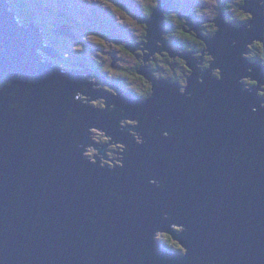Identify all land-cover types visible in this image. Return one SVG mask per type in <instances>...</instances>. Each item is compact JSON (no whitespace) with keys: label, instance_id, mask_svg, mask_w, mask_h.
<instances>
[{"label":"water","instance_id":"95a60500","mask_svg":"<svg viewBox=\"0 0 264 264\" xmlns=\"http://www.w3.org/2000/svg\"><path fill=\"white\" fill-rule=\"evenodd\" d=\"M260 1L244 4L255 16L250 28L224 23L221 14L213 38L200 35L215 61L199 83L195 52L171 50L161 37L168 32L163 12L176 4L161 0L143 18L149 42L125 47L148 49L144 63L156 51L178 54L193 73L182 95L178 82L156 80L144 65L138 72L154 92L131 101L83 64V71L67 73L43 62L39 48L60 57L37 40L34 24L22 27L0 0V264H264V99L258 93L264 66L242 55L254 39L264 42ZM187 24L197 32L201 23ZM213 68L221 80L211 78ZM83 73L102 79L117 96L93 89ZM248 76L258 82L253 91L238 81ZM203 84L201 105L195 99ZM77 92L91 96L88 101L105 98L106 109L79 103ZM127 118L139 123L125 127ZM166 121L176 123L175 138ZM91 128L121 142L115 168L98 164V155L95 163L82 155L85 143L105 154V143L91 140ZM130 129L141 132L143 143ZM172 224L186 230L176 234ZM158 230L175 236L186 255L159 248Z\"/></svg>","mask_w":264,"mask_h":264},{"label":"rangeland","instance_id":"374dc122","mask_svg":"<svg viewBox=\"0 0 264 264\" xmlns=\"http://www.w3.org/2000/svg\"><path fill=\"white\" fill-rule=\"evenodd\" d=\"M22 1L28 4L29 7L32 8L31 9L32 12L36 13L37 16L41 18H45V22L47 23V25L44 26L47 32H45V34L43 35L45 38V43L52 46L59 53V55L61 53V56H59L60 58H58L54 56H49L48 54H45L44 52H42V55L45 57H48L46 59L51 64H55L56 62L59 67L67 70V69L76 67L73 64L76 61L79 62L76 59V57L79 59L80 56L85 55L89 57V59L91 58L92 61L99 58L103 60L102 62L105 67L110 66V71L114 73V75H111V78L112 79L115 78L117 82L120 80H126L123 77L118 76V74H120L121 72H126L124 71L125 68L131 72L129 81L127 79V82L128 83L130 82V85H128V88L131 91H134L137 94L138 98L141 97L143 99H147L152 96V93L154 91L153 89H152V93L147 96H145L143 91L147 92L149 89V85L153 84V82L149 81L147 76L144 77L142 74H140L138 70L141 69L140 67H143L144 65H146L147 67L145 69L151 70V76H153L155 79L160 78L159 76L157 77L154 75V72L149 64V62L153 60L155 52L149 56V59L146 60L145 63L143 61L142 65L140 67H137L136 56L140 58V55L138 54L139 49L133 50L135 54L132 51H130V49H128L127 47L126 48L128 49V51L127 52L123 51L121 47H118L119 44L117 43V38H115V40H112L111 38H109L108 33L112 35V32L115 30L117 34H122V32L125 30L130 36L128 39H126L127 42L121 41L125 45H131V43L138 44L141 42L143 43L149 42V40H145V41L142 40V36L144 33H143V26H140V25H142L141 22L144 21L143 18H140V19L135 18V21H134V19H131V17H125L122 13H119L120 10H118L119 9L118 6L122 3H127L130 5L131 8L139 12L144 17V7L146 5L152 4L155 0H107V2H105V0H22ZM171 1L175 2V0H171ZM188 1L189 3H191V6H195L198 3V0H188ZM203 1L205 4H208V3L210 4V7L208 8L210 9V11L201 12V9H204V8H201L199 9V15L200 16H210L211 19H213L214 17L213 0H203ZM239 1L240 0H236L237 3ZM261 3L263 4V2ZM16 4L23 5L20 2H17ZM14 5H15L14 3L10 5V8L12 10H14ZM155 9H158V8H155ZM171 10L172 9L170 8V9H167V11L163 12L162 20L164 18V21L166 23L167 21L165 20V15L167 12H170ZM22 12H26L25 9H22L21 12L17 10L18 14L15 12L17 14L18 22H25V23L30 24L31 22L25 21V17H24L25 15ZM68 13L70 14L71 18L74 17V18H77L78 20L70 19ZM237 13L238 11H236L234 7H231L228 11L229 15L237 14ZM31 16L32 15H29L30 21L34 22ZM150 17L151 16L145 17V18L149 19ZM173 18H174L173 14H171L170 19H173ZM121 19L123 20V22H125L123 23L124 26L122 28H120ZM232 21H234V18L232 19ZM61 27L62 28L65 27V29L72 31L70 39H74V37L76 38L78 35V40L74 39L70 41L66 39L63 35L59 34L58 30L61 29ZM73 33L75 35H73ZM90 34H95L96 36L100 37L103 43H101L100 41H93L91 39H88L87 37H89ZM169 34L172 35V31ZM45 35H47L48 37H46ZM163 35L165 34L163 33ZM55 38H57L56 42L54 40ZM122 38L125 39V37H122ZM165 43H168V39L165 40ZM77 44H81L83 45V47L81 49H77L76 47H74V45H77ZM234 44H236V41H234ZM156 45H159L161 47L163 46L161 41H157ZM139 47L145 48V45L140 44ZM63 50H65V52H63ZM144 51L145 53L149 54L148 49H144ZM38 52H40V48L38 49ZM160 52H164V51H160ZM64 53L67 57L64 56ZM69 53H71L72 55H69ZM201 55H202L201 52H197L195 56H197L199 60L201 61L199 66L204 67V65L202 64V60L199 57ZM242 55L246 57L247 60L249 59L253 63L256 62L254 61V59H251V58L257 57L255 54L242 53ZM144 56L145 55H143V58H145ZM115 58H118L117 62H115L116 61ZM41 60H44V57L41 58ZM213 60H215V57ZM258 61H259V58H258ZM114 62L117 68L112 69L111 64ZM92 67H95V66L92 65ZM107 70L108 69L105 68V71ZM189 70H191V73H189V77L191 78L193 70L192 68H189ZM215 70H218V68H215ZM249 71H252V69L249 68ZM91 75H92L91 79L94 82V89H104V86L100 83L101 79H99L98 77H95L94 74H91ZM240 79H241V83L244 84L245 87H249L251 91H253V86L255 87L258 85V82H256L255 84L253 81H256V80L251 79L250 76L243 77ZM115 86L118 87L116 83H115ZM263 86L264 84L260 86L258 93L260 97L264 99V93H262L261 91ZM185 87H188V83L184 85L183 90H182L183 92L185 91ZM121 90H124V88H122ZM112 91L114 92L113 94L117 96L116 91L114 90ZM90 98L91 96L83 95L81 93L80 94L81 102L79 103H86L91 107L102 108L104 110L106 109L107 104H104L106 102L105 98L99 97V98H95V100H90V101L86 100ZM96 101H99V103H96ZM101 101L104 102L103 105L101 104ZM261 105L264 107V102L263 103L261 102ZM138 123L139 121L137 119L131 120L130 118H127L125 119V121L121 122V124H123V126L125 127H127L128 125L135 126ZM129 132L134 134L135 140L138 143H143V140L141 138H140V141L137 140V136H139L138 133H136L133 130H130ZM101 134L103 133L99 131H93V128H91V140L92 141L105 143L108 147H114L113 145H117V144L118 146L119 145L122 146L121 142L111 145L110 143L112 141V138L105 134L101 136ZM104 137H107V139H104ZM118 146H115L116 147L115 151H118L117 149ZM89 148H94L96 151L92 155H87L86 153ZM121 149H123V146ZM82 155L88 157V162H91V163H95V155H98V159H97L98 164L101 161L103 165L108 164L112 167H115L116 162L120 163V160L118 159L119 152L117 154L115 153L114 155H110V156H107L105 154H98V150L95 147V144H91V145L89 144L88 146V143H85ZM99 156L101 157V159L99 158ZM152 181L155 182L154 180ZM173 229L183 231L184 227L183 226L181 227L179 225H174ZM164 233L165 231L163 230L158 231L156 233V237L158 238V240H160L162 245L168 248V246H172V245H168L166 243L165 237L163 236Z\"/></svg>","mask_w":264,"mask_h":264},{"label":"trees","instance_id":"16d2710c","mask_svg":"<svg viewBox=\"0 0 264 264\" xmlns=\"http://www.w3.org/2000/svg\"><path fill=\"white\" fill-rule=\"evenodd\" d=\"M17 2H20L23 5H17L16 4ZM215 2L220 3L219 0H215ZM245 2H246V0H241V2H238V3L237 2L232 3V4L228 3L227 5L217 6V8H216L217 16H220L223 11L227 12V14H228V11L231 7H234L235 9H237L236 11L239 10L241 12L248 13V11L245 12V9H244ZM8 3H9V6L12 3L15 4L14 10H12L10 8L11 11L16 12L18 10L19 12H21L22 9H25L26 12H22L25 15L24 16L25 20H27V21L30 20L29 15H32L31 18H33L34 22L37 23L39 26L44 25L46 23L45 18H41V17L37 16L36 13L32 12V10H31L32 8H30L28 4L24 3V1H22V0H8ZM160 3H161V0H155L152 4L146 5L144 7V17H149V16L153 15L154 9L158 8L160 6ZM241 6H242V8H241ZM118 8H119L118 10H120L119 13H122L125 17H131V19H134V21H135V18H138V19L143 18V16L139 12L135 11L127 3L120 4L118 6ZM197 11L198 10L197 9L195 10V8H192L189 10L188 6H180L179 9L177 8V10L170 11V12L166 13L165 20L167 21L166 24L169 25V26H167V28H169V31L166 32L165 35H163V36L169 40L170 45L173 46L175 49L179 43L182 46V48L180 50L187 49V51H189L190 49H194L193 47L189 46L190 44L196 46L197 49H200V50H204L208 46L207 41H205L200 35H206V33L216 31L217 25H214V21L216 19H219V18L215 17L213 19V21H211V22L203 21L204 25L201 28L200 32H188L185 29L186 28L190 29V27L187 24L188 22H190L189 15L190 14L194 15L195 13H197ZM173 13H175V16L178 17L179 20H183L184 23H182V24L178 23L175 18L170 19L171 14H173ZM233 18H234V21H232ZM251 18H253L252 19V22H253V20L255 19V16L253 13H251V16H248V17L241 16L237 13V14H231V15L228 14V16L226 17L225 20H226V22H229V23H231L230 21H232L237 26L240 25L241 30H242V26H244L243 28H245L246 25L249 24ZM141 23H142V25H140V26H143V33H144L142 36V40L145 41V40H148V36L150 34L149 33V26H148V23L146 21H142ZM172 25L174 26V28ZM213 26H214V28L212 30H210V28ZM170 29L172 30V35L169 34ZM181 31L194 34L195 38H193L192 35H188V36L180 35ZM122 34L123 35H120V37L117 38V43L119 45H122L121 49L123 51L127 52L128 49L125 47L126 45L123 42H121L120 40L123 39L122 37H130V36L128 35V33L125 30L122 32ZM66 39H69V38H66ZM54 40L56 42L57 38H55ZM248 47L250 48L251 53L255 54L259 58V60L264 64V42L261 39L253 40V42L248 43ZM63 52H65V50H63ZM138 54L140 55V58L138 56H136V60H137L136 64H137V67H140L144 61L143 55L145 54V51L142 49H139ZM69 55H72V54L69 53ZM64 56L67 57L65 55V53H64ZM76 59L78 61H81L80 64H83L87 67L88 66L91 67L92 65H94V66L99 65L98 67L101 66L100 67L101 69L107 68L108 69L107 72L110 73V67L109 66L105 67L103 62H102L103 61L102 59L98 58V59H95L94 61H92L91 58L89 59V57H87L85 55L80 56L79 59L76 57ZM208 59L210 61L211 59H213V56L209 55ZM181 61H183V63ZM149 64H150L151 68L155 70V74H154L155 76H157V77L158 76L159 77L168 76L174 80L181 81V83H186V80H188L189 73H191V70H189L190 66L188 65L186 60H182L181 58L173 59L169 56L168 51L163 52V53H160V52L156 53L154 55L153 60L151 62H149ZM208 66H210L209 63H208ZM124 71H126V72H121L120 74H118V76L119 77L121 76L124 79H128V81H129L131 72L129 70H127L126 68L124 69ZM121 82L126 84L127 80H121ZM226 84L228 85V82ZM129 85H130V82H129ZM104 87L108 91H110V89H112L111 86L104 85ZM152 89H153V85L150 84L148 91L147 92L143 91L145 96L150 95L152 93ZM204 89H205L204 84L199 85V91L197 92V94L199 95V98L195 99V102H197L198 104H201V105L204 103V95L202 93V91ZM162 104H163V100L159 98L156 102V105H162ZM165 124H168L172 129L170 137L175 138L177 135L176 123L174 121H166ZM157 137L161 138L162 136L158 135ZM192 159H193L192 162H194V160L196 159V156L193 157ZM257 162L261 163L262 158L259 157L257 159ZM199 169H200V166H199ZM201 171H202V173H204V171L202 169H201ZM163 179H164V177H163Z\"/></svg>","mask_w":264,"mask_h":264},{"label":"clouds","instance_id":"9594fccd","mask_svg":"<svg viewBox=\"0 0 264 264\" xmlns=\"http://www.w3.org/2000/svg\"><path fill=\"white\" fill-rule=\"evenodd\" d=\"M220 1V3H216L215 2V0H213V2H214V6H213V13H214V17H213V19L215 18V17H218L217 16V13H216V8H217V6H221V5H227L228 3H230V4H232V3H235L236 2V0H219ZM105 2H107V0H105ZM175 2H176V5H175V8L177 9H179V7L180 6H188V9L190 10V9H192V8H195V10L197 9L198 11H197V13H195L194 15H193V17H191V18H189L190 19V21L192 22V23H195V24H198V22H200L201 24L198 26V31L197 32H200V30H201V28L203 27V25H204V22L203 21H206V22H211V21H213V19H211V17H210V19H208L207 18V16H200L199 15V9H201V8H203L202 6L205 4L204 3V1L203 0H198V3L195 5V6H191V3H189V1L188 0H175ZM239 2H241V0L239 1ZM261 2H264V0L263 1H260L259 2V4H262ZM7 3H8V0H7ZM9 4V3H8ZM244 6V5H243ZM242 7V6H241ZM246 8H249V6L248 5H246ZM9 10L11 11V9H10V6H9ZM175 10V9H174ZM173 9L171 10V11H174ZM235 10H237V9H235ZM208 11H210V9H208V8H204V9H201V12H208ZM11 12H13L15 15H16V19H17V11H16V13L14 12V11H11ZM245 12H247V11H245ZM222 14H224V23H229V22H226V17L228 16V14H227V12H222ZM238 14L239 15H241V16H244V17H248V16H251V13L250 12H248V13H244V12H241V11H239L238 10ZM68 15H69V18L70 19H74V20H78L77 18H74V17H72L71 18V16H70V14L68 13ZM173 17L177 20V22L178 23H184V21L183 20H179L178 19V17H176L175 16V13H173ZM143 18H145V17H143ZM146 19V18H145ZM252 19V18H251ZM208 20H210V21H208ZM17 21H18V19H17ZM25 21H27V20H25ZM145 21V20H144ZM27 22H31L32 24H34V26H35V31L38 33V35H35V37L37 38V40H40V43L42 44V46L43 47H45V48H52L53 50H55L52 46H50L49 44H46L45 43V38H44V34H45V32H47L46 31V28L44 27V26H46L47 25V23L46 24H44V25H41V26H39L38 24H35L33 21H30V20H28ZM20 25H22V27H24V28H26V29H31L32 28V26H29V24L28 23H25V22H18ZM123 23H125V22H123V20L121 19V22H120V28H122L123 26H124V24ZM166 23V22H165ZM230 24V23H229ZM214 25H217L216 24V22L214 21ZM167 26H169V25H165V27H164V29H166L167 31H169V28H167ZM173 26V25H172ZM189 26V25H188ZM231 26H233V27H238V28H240L241 26L239 25V26H237L235 23H233V22H231ZM250 26H251V24H248L247 25V28H250ZM70 27V26H69ZM102 28V27H101ZM100 28V29H101ZM173 28H174V26H173ZM214 28V26L213 27H211L210 28V30H212ZM63 29H65V27L64 28H62L61 27V29H59L58 31H59V34H61V35H63L65 38H68L69 37V39L68 40H70V41H72V40H78V35H77V37L76 38H74V39H70V36H68V35H65V34H62L61 33V30H63ZM220 29V27L217 25V30H219ZM244 29H246V28H244ZM67 32H72V31H69L68 29H65ZM186 30H190V29H187L186 28ZM217 30L216 31H214V32H210V33H208V34H206V35H201V36H203V37H208V38H213V36L216 34V32H217ZM172 30L170 29V32H171ZM42 32H43V34H42ZM189 32H195L193 29H191ZM165 34V33H164ZM73 35H75L74 33H73ZM120 35H123V34H117L116 32H115V30L112 32V35H110L109 33H108V36L109 37H120ZM180 35H184V36H188V35H192L193 36V38H195V36H194V34H191V33H186V32H183V31H181L180 32ZM46 37H48L47 35H45ZM161 37L162 38H165L164 36H163V33L161 34ZM88 39H91V40H93V41H100L101 43H103V41L101 40V38L100 37H98V36H96L95 34H90L89 35V37H87ZM129 37H125V39H123V40H126V39H128ZM165 39H167V38H165ZM254 40H257V39H254ZM253 42V41H252ZM208 43H210L209 41H208ZM168 45L170 46V48H171V50H174V51H177V52H179V53H184V52H191V51H194L195 53H192V54H190L192 57H196L195 55H196V53L197 52H201L202 53V51L203 50H200V49H197V47L196 46H194V45H192V44H190L189 46H191V47H193L194 49H190L189 51H187V49H183V50H180L181 48H182V46H181V44L179 43L178 45H177V47H176V49L173 47V46H171L170 45V42H169V40H168ZM74 47H76L77 49H81L82 47H83V45H81V44H77V45H74ZM118 47H122V45H118ZM208 48V46L204 49V51H203V56H202V64L204 65V67H203V71H205V72H207V70L208 69H210V66H208V63L211 65V63L213 62V61H215V60H213L214 59V57H213V59H211L210 61H209V59H208V56L209 55H211V54H209V52H208V50H206ZM135 50V49H134ZM144 50V49H143ZM162 51H164V52H166L167 50H162ZM42 52H44L45 54H47L48 52L47 51H44V50H42V49H40V52H39V54H41V58H43L44 57V60H42L43 62H49L46 58H48V57H45V56H43L42 55ZM55 52L57 53V55L58 56H61V53H60V55H59V53L55 50ZM156 53H158V51H156L155 52V54ZM161 53H163V52H161ZM247 54H251V51H250V48L248 47V53ZM176 55H178V54H176ZM206 55V56H205ZM50 56V55H49ZM169 56H170V54H169ZM171 58H173V59H176V57H174V56H170ZM178 58H183L182 56H179L178 55ZM251 59H254V61H257V64H259L260 66H263L264 64L259 60L258 61V57H256V58H251ZM115 62H117V60H118V58H115ZM183 60H186L185 58H183ZM187 61V60H186ZM248 61L249 62H252L251 60H249L248 59ZM115 62L114 63H112L111 64V68L113 69V68H117L116 67V65H115ZM182 63H183V61H181ZM50 63V62H49ZM80 63H81V61H79V62H75L74 64H77V65H75L76 67H74V68H71V69H62L61 67H59L58 66V64L55 62V64H52V65H56L57 67H58V69L59 70H61L62 72H67V73H71V72H73V70H75V71H83V67H81V66H79L80 65ZM99 66V65H98ZM98 66H95V67H87V69L88 70H90V71H94V70H96L97 71V73H98V75H101L103 78H104V80H106L107 82H110V84L111 85H113L114 87H116L115 86V83L118 85V87H116V88H118V89H120V91H122L121 93H120V95H123V96H125V92H128L129 94H130V96L132 97L131 98V101H134V100H138V99H141V100H146V99H143V98H138L137 97V94L134 92V91H131L129 88H128V85H129V83L127 82L126 84L125 83H122L121 82V80L120 81H118L117 82V80L115 79V78H111V75H114V73L113 72H111L110 71V73H108L107 71H105V69H101L100 67H98ZM110 67V66H109ZM141 70V69H140ZM148 70V69H147ZM153 70V72H154V74H155V70L154 69H152ZM211 78L213 79V78H215L216 80H221L222 79V76H221V70L218 68V70H215V68H213V69H211ZM140 74H142V73H140ZM142 75H144V74H142ZM86 77V80L89 82V83H92L93 85H92V88L94 89V82L92 81V79H91V77H92V75L91 76H89V75H87L86 73H83V77ZM146 77V76H145ZM188 78H190L189 76H188ZM100 79V78H99ZM92 82H91V81ZM127 80V79H126ZM156 80H162V81H168V83L169 84H174L175 82H178V85L180 86L179 87V92L183 95V87H184V85H186L188 82H187V80H186V83H181V81H179V80H174V79H172L171 77H168V76H163V77H160V78H157ZM198 81H199V83H201V82H203L202 81V78L201 77H198ZM240 82H241V80H240ZM100 83L104 86V85H106V86H109V84H106L102 79H101V81H100ZM122 88H124V90H121ZM186 89V88H185ZM102 91H106L107 93H109V94H111V95H113V96H115L113 93V91L112 90H114L113 88H112V90H110V91H108L105 87H104V89H101ZM115 91V90H114ZM154 92V91H153ZM80 92H77V94L75 95V99L77 98V100H78V102H81V100H80ZM153 94V93H152ZM191 95H192V93H191ZM190 94L189 95H185L186 97H190L191 96ZM99 98V97H98ZM150 98V97H149ZM96 103H99V101H96ZM103 101H101V104L103 105ZM91 107V106H90ZM94 109H98V110H102V111H104V109H102V108H95V107H93ZM114 108H115V104L114 105H112V107H110L109 106V108H107V111H113L114 110ZM93 131H97L96 129H93ZM130 131V130H129ZM131 133V132H130ZM103 134H101V136H102ZM162 135H164V136H169V134L167 133V132H163L162 133ZM99 138V137H98ZM104 139H107V137H104ZM142 139V138H141ZM137 140L138 141H140V137L139 136H137ZM143 140V139H142ZM136 141V140H135ZM137 142V141H136ZM88 146H89V143H88ZM122 147V146H121ZM98 150V154H104V153H102L101 151H99V149H97ZM96 150L94 149V148H89L88 149V151H87V155H92L94 152H95ZM104 152H105V155H107V156H109V152H110V150H108V146L105 144V147H104ZM99 158L101 159V157L99 156ZM121 163V162H120ZM99 164H101V165H103L102 163H101V161L99 162ZM104 166H107V167H111V168H115V167H112V166H109L108 164L107 165H104ZM152 180H154V179H150V182H153ZM155 181V180H154ZM156 182V186H160V183L159 182H161V180H156L155 181ZM173 226H174V224H172V225H170V227L172 228V230L176 233V234H179V233H181L182 231H179V230H177V229H173ZM179 226H181L182 227V225H179ZM184 230H186V227H184V229H183V231ZM158 231H160V230H158ZM158 231H156V232H154V234H153V239H154V242H156V244L158 245V247L159 248H163V250L164 251H168V252H172V253H177V254H179L180 256H182V257H184L185 255H186V252H187V248H185V246H183L180 242H179V240L178 239H175V236H172V234L171 233H169L168 231H165V233L163 234V236L165 237V240H166V243L168 244V245H172V246H168V248H166L164 245H162V243L160 242V240H158V238L156 237V233L158 232ZM166 234V235H165Z\"/></svg>","mask_w":264,"mask_h":264},{"label":"flooded vegetation","instance_id":"af4514ba","mask_svg":"<svg viewBox=\"0 0 264 264\" xmlns=\"http://www.w3.org/2000/svg\"><path fill=\"white\" fill-rule=\"evenodd\" d=\"M202 7H203V8H209V7H210V4H209V3H208V4H204ZM207 18L210 19V16H207ZM206 34H208V33H206ZM174 57L178 58V55H175ZM194 58H195V59H198V62H200V60H199V58H198L197 56L194 57ZM199 64H200V63H196V62H195V65L197 66L196 68H198V69H199V67H200ZM199 72H201V73H199V75H200L199 77L202 78V76H203L202 73H204L205 71H203L202 68L200 67ZM250 72H252V71H250ZM241 85L243 86L244 89H249V87H245L244 84L241 83ZM249 90H251V89H249ZM185 92H186V89H185V91L183 92V94H184ZM187 94H189V93H187ZM185 95H186V94H185ZM122 96H123V95H122ZM113 105H114V104H113ZM111 107H112V106H111ZM130 130H132V129H130ZM133 131H134V130H133ZM135 132H136V131H135ZM136 133H138V135H139L140 137H142L140 131H137ZM117 143H118V142H117ZM117 143H116V141L112 140L110 144L113 145V144H117ZM113 146H114V147H108V150H110V152H109V156H110V155H114L115 153L117 154L118 152L122 153V152L120 151L121 148H122L120 145L118 146V144H117V145H113ZM115 146H118L117 149H119V151H115V148H116ZM95 147H96L97 149H99V148H98V145H95ZM125 148H126V147H125ZM118 159L120 160V157H119V156H118ZM115 162H116V161H115ZM116 163H117V162H116ZM109 166H110V165H109Z\"/></svg>","mask_w":264,"mask_h":264},{"label":"bare ground","instance_id":"6f19581e","mask_svg":"<svg viewBox=\"0 0 264 264\" xmlns=\"http://www.w3.org/2000/svg\"><path fill=\"white\" fill-rule=\"evenodd\" d=\"M68 36H69V35H68ZM74 38H75V37H74ZM197 70L199 71L198 68H197ZM242 78H243V77H242ZM239 79H240V78H239ZM238 81H239V80H238ZM239 82H240V81H239ZM241 86H242V85H241ZM242 88H243V87H242ZM243 89H244V88H243ZM189 94H191V93H189ZM189 94H186V95H189ZM120 96H122V95H120ZM262 103H263V102H262ZM112 105H113V104H110L109 106L111 107ZM255 109H256V108L253 107V108H252V111H256V110H257V109L255 110ZM136 132H137V131H136ZM165 132H166V131H164V133H165ZM142 137H143V136H142ZM112 140L116 141V143L119 142V141H117V140H115V139H113V138H112ZM90 145H91V144H90Z\"/></svg>","mask_w":264,"mask_h":264},{"label":"snow or ice","instance_id":"6c2138e0","mask_svg":"<svg viewBox=\"0 0 264 264\" xmlns=\"http://www.w3.org/2000/svg\"><path fill=\"white\" fill-rule=\"evenodd\" d=\"M254 83H256V81H253Z\"/></svg>","mask_w":264,"mask_h":264}]
</instances>
